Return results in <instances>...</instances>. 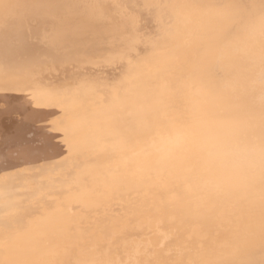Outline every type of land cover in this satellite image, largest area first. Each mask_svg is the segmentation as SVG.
<instances>
[{
	"label": "snow or ice",
	"instance_id": "1",
	"mask_svg": "<svg viewBox=\"0 0 264 264\" xmlns=\"http://www.w3.org/2000/svg\"><path fill=\"white\" fill-rule=\"evenodd\" d=\"M240 57L260 110L226 121ZM181 192L192 236L233 234L213 264H264V0H0V264H61Z\"/></svg>",
	"mask_w": 264,
	"mask_h": 264
},
{
	"label": "bare ground",
	"instance_id": "2",
	"mask_svg": "<svg viewBox=\"0 0 264 264\" xmlns=\"http://www.w3.org/2000/svg\"><path fill=\"white\" fill-rule=\"evenodd\" d=\"M235 64L241 90L232 100L235 110L221 116L226 121H244L260 110L257 100L260 90L250 86L249 78L254 75L251 61L247 57H240ZM217 75L223 78L226 73L218 70ZM223 137L237 156L243 159L247 150L256 143L258 130L244 125L226 129ZM159 196L162 200L167 199L164 192ZM178 197L175 202L149 210L143 221H130L119 232L106 229L89 237L61 257V264H213L218 258L217 246L232 240V232H217L213 225L201 222L204 229L211 233V238L202 241L192 236V227L197 221L185 211L190 197L182 192ZM258 256L255 249L241 248L239 255H228L226 260L229 264L240 259L255 264Z\"/></svg>",
	"mask_w": 264,
	"mask_h": 264
},
{
	"label": "clouds",
	"instance_id": "3",
	"mask_svg": "<svg viewBox=\"0 0 264 264\" xmlns=\"http://www.w3.org/2000/svg\"><path fill=\"white\" fill-rule=\"evenodd\" d=\"M52 2H58V0H52Z\"/></svg>",
	"mask_w": 264,
	"mask_h": 264
}]
</instances>
